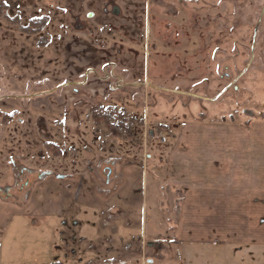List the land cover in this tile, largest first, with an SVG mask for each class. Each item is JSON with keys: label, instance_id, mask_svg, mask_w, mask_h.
<instances>
[{"label": "rangeland", "instance_id": "374dc122", "mask_svg": "<svg viewBox=\"0 0 264 264\" xmlns=\"http://www.w3.org/2000/svg\"><path fill=\"white\" fill-rule=\"evenodd\" d=\"M246 131L264 0H0V264H180L174 166Z\"/></svg>", "mask_w": 264, "mask_h": 264}, {"label": "crops", "instance_id": "0c3cea01", "mask_svg": "<svg viewBox=\"0 0 264 264\" xmlns=\"http://www.w3.org/2000/svg\"><path fill=\"white\" fill-rule=\"evenodd\" d=\"M239 133L242 137L192 145L193 153L189 149L174 166L177 174L169 180L175 186L174 209L183 233H191L172 240L180 264H198L197 253L207 257L205 264H264V136ZM160 182L158 204L165 200ZM107 210L122 209L109 205ZM189 211H194L190 221ZM160 242L151 231L148 244Z\"/></svg>", "mask_w": 264, "mask_h": 264}, {"label": "flooded vegetation", "instance_id": "af4514ba", "mask_svg": "<svg viewBox=\"0 0 264 264\" xmlns=\"http://www.w3.org/2000/svg\"><path fill=\"white\" fill-rule=\"evenodd\" d=\"M88 168V167H87ZM90 169H88L89 171ZM99 172V171H97ZM113 172V169L110 167V165H105L100 169V173H102V177L106 182L110 180L111 174ZM19 181V180H18ZM16 181V187L19 191L23 190L24 188L27 187V184L29 182L28 178L23 179L22 181L20 180L19 182Z\"/></svg>", "mask_w": 264, "mask_h": 264}, {"label": "trees", "instance_id": "16d2710c", "mask_svg": "<svg viewBox=\"0 0 264 264\" xmlns=\"http://www.w3.org/2000/svg\"><path fill=\"white\" fill-rule=\"evenodd\" d=\"M49 148L55 151V154H59L58 150L53 145H48Z\"/></svg>", "mask_w": 264, "mask_h": 264}]
</instances>
